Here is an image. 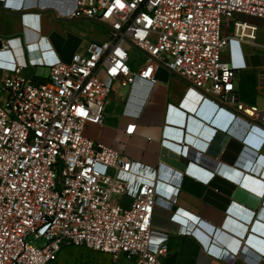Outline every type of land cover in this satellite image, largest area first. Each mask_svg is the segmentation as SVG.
Instances as JSON below:
<instances>
[{
	"label": "built area",
	"instance_id": "built-area-1",
	"mask_svg": "<svg viewBox=\"0 0 264 264\" xmlns=\"http://www.w3.org/2000/svg\"><path fill=\"white\" fill-rule=\"evenodd\" d=\"M235 14L262 25L236 22L228 35L223 20ZM69 18L104 24L108 40L52 66L47 81L25 67L0 78V264H54L69 247L164 264L169 244L152 224L156 207L171 205L165 184L130 180L134 162L85 130L103 125L116 84L153 83L158 68L264 130V107L240 100L237 70L222 59L233 41L264 49V0H81ZM133 52L147 58L140 68Z\"/></svg>",
	"mask_w": 264,
	"mask_h": 264
},
{
	"label": "crops",
	"instance_id": "crops-1",
	"mask_svg": "<svg viewBox=\"0 0 264 264\" xmlns=\"http://www.w3.org/2000/svg\"><path fill=\"white\" fill-rule=\"evenodd\" d=\"M80 2L0 0V78L4 71L25 67L27 75L47 81L50 76H39L38 69L69 63L87 48L83 36L107 41L104 24L69 18ZM236 22L262 25L235 14L225 19L224 32L231 35ZM246 46L231 42L222 59L237 70L236 87L250 82L244 101L260 105L264 62L250 68ZM122 89L114 86L103 125H88L85 135L131 159L130 180L165 184L161 196L171 205L159 204L152 224L154 237L169 244L163 263L229 264L228 252L239 257L237 264H264V130L206 100L166 68L157 69L153 83L127 87L125 97ZM202 109L213 117H202ZM131 124L137 130L129 136Z\"/></svg>",
	"mask_w": 264,
	"mask_h": 264
},
{
	"label": "rangeland",
	"instance_id": "rangeland-1",
	"mask_svg": "<svg viewBox=\"0 0 264 264\" xmlns=\"http://www.w3.org/2000/svg\"><path fill=\"white\" fill-rule=\"evenodd\" d=\"M225 23V19L223 20V24ZM89 37L83 36L81 40L85 42V45L87 47L92 43L89 40ZM259 44H264V30L262 27H260L259 32ZM84 51V50H83ZM82 51V52H83ZM225 53V52H224ZM223 53V56L226 57V54ZM245 53H246V59L247 63L250 66V68L259 69L261 65L264 62V49L255 47V46H249L245 47ZM133 58V65L134 67L141 65L146 62L147 58L143 56L140 52H133L132 53ZM39 76L43 77H49L50 76V70L47 68H39L38 69ZM244 74L242 76L245 75ZM241 76H238L236 83L238 84L240 82ZM250 82L247 81L246 84H243V87H239L237 85L236 89L237 92L240 93L242 101H244L245 94L251 93V88L247 87L249 86ZM250 90V91H249ZM128 89L124 88L121 90V96L125 97L128 94ZM245 102V101H244ZM260 105H264V101H260ZM54 264H133L123 258L121 259H115L113 256L101 252H95L92 250H88L86 248H73L69 247L64 249L61 254L59 255L58 260Z\"/></svg>",
	"mask_w": 264,
	"mask_h": 264
},
{
	"label": "water",
	"instance_id": "water-1",
	"mask_svg": "<svg viewBox=\"0 0 264 264\" xmlns=\"http://www.w3.org/2000/svg\"><path fill=\"white\" fill-rule=\"evenodd\" d=\"M212 107H214V110H217V106L212 105ZM200 115L208 120H210L213 117V113H207L205 109H202L200 111ZM255 170V169H254ZM256 171V170H255Z\"/></svg>",
	"mask_w": 264,
	"mask_h": 264
},
{
	"label": "trees",
	"instance_id": "trees-1",
	"mask_svg": "<svg viewBox=\"0 0 264 264\" xmlns=\"http://www.w3.org/2000/svg\"><path fill=\"white\" fill-rule=\"evenodd\" d=\"M252 104V103H251Z\"/></svg>",
	"mask_w": 264,
	"mask_h": 264
}]
</instances>
